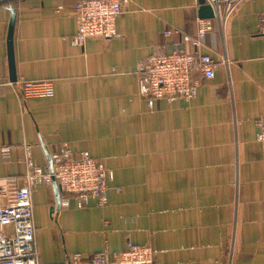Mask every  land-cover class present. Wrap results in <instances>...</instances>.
Here are the masks:
<instances>
[{"label":"crops","instance_id":"1","mask_svg":"<svg viewBox=\"0 0 264 264\" xmlns=\"http://www.w3.org/2000/svg\"><path fill=\"white\" fill-rule=\"evenodd\" d=\"M77 0H0V203L21 183L22 143L49 168L63 146L112 171L107 201L89 198L50 211L52 185L32 190L40 264L72 253L146 244L154 264H264V149L256 119L264 114V0H241L220 26L212 21L203 52L210 78L192 73L196 94L156 99L137 94L140 61L171 49L164 29L194 34L197 0H129L116 35L72 45ZM15 11L9 77L6 35ZM180 48L191 45L180 43ZM49 79L50 97L19 100L8 82ZM11 230V226L6 228Z\"/></svg>","mask_w":264,"mask_h":264},{"label":"built area","instance_id":"2","mask_svg":"<svg viewBox=\"0 0 264 264\" xmlns=\"http://www.w3.org/2000/svg\"><path fill=\"white\" fill-rule=\"evenodd\" d=\"M129 0H77L71 9L75 32L69 36L72 45H83L88 37L109 39L116 35L115 20ZM214 13L213 18L195 19L194 34H184L179 29H164L162 34L171 37V49L153 50L140 61L137 71V94L149 108L156 99L172 101L178 97L189 100L196 94L197 83L192 73L210 78L215 62L203 52L205 37L211 32L212 21L221 26L241 0H205ZM258 31L264 37V11L257 14ZM191 45L190 50L180 48V43ZM16 98L50 97L54 93L49 79L8 82ZM257 140L264 149V114L256 119ZM24 171L21 183L13 193L0 203V264H40L33 223L31 194L38 184H50L53 177L59 189L60 205L68 206L73 197L77 207L89 198L96 205L107 201L108 180L112 171L104 162L82 151L73 157L70 148L63 146L49 155L50 166L43 168L31 157V145L22 143ZM8 159L10 146L0 147ZM11 226V230L7 227ZM153 249L146 244H128L119 251L102 249L91 254L72 253L63 263L56 264H154Z\"/></svg>","mask_w":264,"mask_h":264},{"label":"water","instance_id":"3","mask_svg":"<svg viewBox=\"0 0 264 264\" xmlns=\"http://www.w3.org/2000/svg\"><path fill=\"white\" fill-rule=\"evenodd\" d=\"M198 6L196 9L198 18H213L214 13L211 5L205 0H197ZM8 10L10 12L8 26H7V35H6V49H7V61L9 69V77L11 80H15V69H14V57H13V46H12V33L14 28L15 20V11L13 7L9 6ZM50 172H52L51 166H49ZM51 185L53 189V195L55 199L54 205L50 208V211L58 209L60 207V197L59 189L57 187L55 179L51 178Z\"/></svg>","mask_w":264,"mask_h":264}]
</instances>
